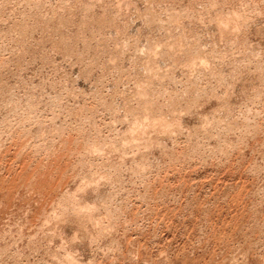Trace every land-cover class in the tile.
Instances as JSON below:
<instances>
[{"label": "rangeland", "instance_id": "374dc122", "mask_svg": "<svg viewBox=\"0 0 264 264\" xmlns=\"http://www.w3.org/2000/svg\"><path fill=\"white\" fill-rule=\"evenodd\" d=\"M0 264H264V0H0Z\"/></svg>", "mask_w": 264, "mask_h": 264}, {"label": "bare ground", "instance_id": "6f19581e", "mask_svg": "<svg viewBox=\"0 0 264 264\" xmlns=\"http://www.w3.org/2000/svg\"><path fill=\"white\" fill-rule=\"evenodd\" d=\"M92 2V1H91ZM29 6V5H28ZM34 6V4H33ZM40 6V5H39ZM117 8V7H116ZM90 9V8H89ZM38 10V9H37ZM48 10V9H47ZM47 20V19H46ZM22 123V122H21ZM68 123V122H67ZM16 125V124H15ZM59 126V125H58ZM64 126V125H63ZM64 128V127H63ZM70 128V127H69ZM9 131V130H8ZM37 131V130H36ZM38 132V131H37ZM50 133V132H49ZM57 135V134H56ZM52 136V135H51ZM35 137V136H34ZM57 137V136H56ZM252 137V136H251ZM58 138V137H57ZM240 139V138H238ZM50 145V144H49ZM93 146V145H92ZM23 148V147H22ZM93 148V147H92ZM91 149V148H90ZM97 153V152H96ZM94 154V153H93ZM82 160V159H81ZM83 187V186H82ZM52 205V204H51ZM57 206V205H56ZM53 210V209H52ZM64 211V210H63ZM83 211V210H82ZM84 212V211H83ZM87 218V217H86ZM89 218V217H88ZM94 221V220H93ZM77 222V221H76Z\"/></svg>", "mask_w": 264, "mask_h": 264}]
</instances>
